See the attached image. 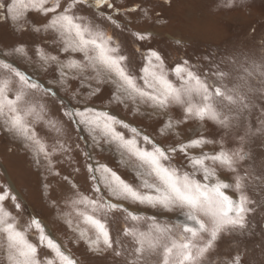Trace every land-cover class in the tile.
Here are the masks:
<instances>
[{
	"label": "rangeland",
	"instance_id": "rangeland-1",
	"mask_svg": "<svg viewBox=\"0 0 264 264\" xmlns=\"http://www.w3.org/2000/svg\"><path fill=\"white\" fill-rule=\"evenodd\" d=\"M12 2L7 0V4ZM70 2L60 0L62 7L56 13L43 12L40 0H15L13 13L0 10V61L26 71L57 92L56 97H49L43 90L31 91L30 103L20 102L18 114L27 124V136L5 123V117L12 115L7 107L0 115V194L7 197L3 208L15 218L28 241L36 245L38 264L67 262L46 242L40 243L33 219L41 223L44 234L55 241L60 253L75 264H132L135 256L129 253L133 238L125 236V229H151L154 233L155 223L179 237L184 224L194 226L183 215L187 209L153 208L131 198L113 196L104 182L105 178L110 179V173L103 168L95 172L93 180L89 165L93 169H110L142 195H155L154 190L142 186V181L159 183L146 164L106 136L103 122L92 127L75 122L69 125L61 102L108 112L129 125L125 129L117 123L116 131L126 139L135 138L140 147L151 150V145L143 140L148 136L166 150L177 149L169 152L172 164L181 175L187 172L202 183L203 173L193 168L190 158L207 156L205 166L215 173L211 182L220 179L230 184L227 194L233 199L245 195L250 201L246 207L251 211L247 213L245 228L222 231L200 264H237V257L239 264H264V0H111V8L96 7L94 0H88L69 13L112 34L111 46L119 45L120 53L128 57L137 84L145 92L151 89L144 84L142 68L150 51L161 55L164 70L177 87L182 82L173 68L188 61L189 69L212 86L213 103H223L220 120L224 124L208 115L200 118L195 114L196 108L204 106L202 96L195 92L192 114L187 112V102L160 107L139 93L125 94L114 73L99 66L93 69L83 60L82 53H65L63 48L74 37L62 35L48 25ZM44 7H54L52 0H45ZM14 14L19 19L13 20ZM109 16L115 25L106 19ZM137 34H143L145 39L138 40ZM53 56L57 59L52 60ZM73 61L77 62L75 66ZM152 63L158 62L153 58ZM221 70L224 78L218 74ZM241 76L245 80L242 102L215 97V87L239 86ZM5 87L6 95L12 99L20 90L18 78L0 67V88ZM96 88L100 91L91 95ZM182 98L187 99L183 94ZM29 108L34 110L30 115L26 114ZM82 118L95 119L88 113ZM132 128L137 132L133 133ZM181 145H187L184 151L179 150ZM236 152L245 159H236ZM222 153L233 156L231 167L211 158ZM238 177L243 185L239 191L235 188ZM97 186L99 193L95 192ZM100 196L105 201L121 203L127 212L113 210L105 214L81 202L85 197L96 200ZM128 213L139 218L132 220ZM86 215L105 222L113 239L123 241L129 251L116 256L103 244L101 250L93 249L80 235L82 231L89 238L96 235L95 228L86 222ZM153 217L155 220L150 219ZM200 219L209 224L203 214ZM208 239L210 235L203 233L193 243L203 246ZM116 247L114 243L113 249ZM149 259L151 264H163L160 256ZM0 264H8L4 233H0Z\"/></svg>",
	"mask_w": 264,
	"mask_h": 264
},
{
	"label": "snow or ice",
	"instance_id": "snow-or-ice-1",
	"mask_svg": "<svg viewBox=\"0 0 264 264\" xmlns=\"http://www.w3.org/2000/svg\"><path fill=\"white\" fill-rule=\"evenodd\" d=\"M54 7H44L45 0H40V9L45 13H56V10L61 8L60 0H52ZM88 0H71L64 10L53 16L48 27L56 30L62 35L74 37L68 41L63 48L65 53H82L83 60L87 65L93 69L103 67L114 73L118 80L121 82L118 86L125 94L131 95L132 93H139L147 100L155 102L160 107H165L169 103L182 104L187 102L190 106L187 112L192 114L194 107L192 105L193 92L202 96L204 106L195 109V114L200 118L205 115L211 119L224 124V120H220V114L223 111V103H213V92L210 91L212 87L206 80L188 67V61L175 64L173 72L175 76L182 82L180 87H177L168 73L164 70V61L157 51H150L147 59V64L142 68L143 81L147 88L151 89L149 92L143 91L137 84V76L133 74L129 63L128 57L120 53L119 45L116 47L111 46L113 40L112 34H108L101 29L95 28V25L85 23L80 16L76 14H69L73 9H76L78 4H86ZM94 5L99 7L107 5L112 7L111 0H94ZM35 6V4H34ZM15 9V0L11 4L0 3V10H6L8 13H13ZM118 11V10H117ZM7 18V17H5ZM13 20L19 19L18 14L11 17ZM115 25L112 17L106 18ZM138 40H144L143 34H137ZM21 49H17L20 51ZM153 58L158 62L152 63ZM56 60L57 57H51ZM77 62L73 61L72 66ZM0 67L9 70L18 78L20 90L12 99L6 95L7 88H0V115L4 114V108L7 107L11 116L5 117V123L10 125L12 129L22 132L25 136L28 133L27 124L22 122V117L18 114L20 111V102L30 103L29 94L31 91L43 90L49 97H56L57 92L51 86H45L39 80L19 69L15 68L13 64L0 61ZM264 70V66H262ZM224 78V72L221 70L218 73ZM248 74L244 70V75ZM103 81H101L102 83ZM245 85L244 77L239 79V86L234 85L231 89L222 88L221 86L215 87V97L223 98V101L237 103L242 102L244 97L242 94V87ZM28 91H25V90ZM100 91L96 88L91 95H95ZM186 97V101L182 98ZM62 100V98H61ZM44 106L41 105V108ZM61 107L65 109L63 116L67 118V122L71 125L73 122L80 125L99 126L103 122V130L106 136L110 137L111 141H115L120 147L129 150L133 155L139 158L150 169V174L154 175L158 184H148L147 181H142V186L154 190L153 194H141L137 188L125 182L117 173L112 172L104 166L93 169L91 165L88 166L89 171L92 173V179L96 180L95 172L100 171V168L107 173H110V179L105 178L104 182L108 191L121 200L133 199L139 201L141 204H148L153 208L160 206L164 209L172 210L175 208L187 209L183 215L188 221L194 222L193 225L184 224L183 234L179 237L174 236L171 229L161 227L159 224H153L155 232L150 229L147 232L139 230L125 229L124 234L126 237L133 238V247L129 254L135 256L132 264H151L150 257L153 255L160 256L163 264H200L201 258L213 246V242L217 240L218 235L227 229L240 228L246 226V216L250 209L246 204L250 203L245 195H240L238 199H233L227 194V190L231 187L230 184L216 179L212 183L215 175L213 170L205 166L204 157H192L190 163L196 171H202L203 180L196 179L194 175L185 172L180 174L177 167L172 164L169 152L175 153L177 149L172 148L166 150L159 145L154 144L148 136H144L143 140L146 144L151 145V150L147 147H140L135 138L126 139L122 132L116 131L114 125L119 123L123 128L127 129L129 125L108 112L97 111L93 107L85 106L81 109L79 106H70L61 102ZM33 109L29 108L26 114L33 113ZM85 113L95 117V119H83ZM81 118V119H78ZM132 132H137L136 128H132ZM35 135V133H34ZM31 139L32 137H28ZM199 143V141H193ZM187 145H181L180 151H184ZM87 155V154H86ZM236 159L244 160L245 156L240 152H236ZM213 160L222 161L230 167L234 164L233 156L222 153L218 156L211 157ZM243 187L240 178L238 177L235 182L237 191ZM95 192L99 193L100 189L97 186ZM5 194H0V233L6 234L7 238V259L8 264H38L37 247L35 244L28 241L24 231L17 227L15 218L11 213L6 212L3 208V201L6 199ZM14 200L15 197L13 196ZM82 203L90 204L94 211L100 210L107 214L110 211H124L121 203H112L110 200L105 201L103 196L99 199L92 200L87 197L83 198ZM19 208V205H16ZM200 214L208 217L209 224L206 225L204 220L200 219ZM132 220H137L139 217L135 214L128 213ZM155 220V218H150ZM86 222L90 223L96 230L95 238H89L86 232H81L80 235L87 243L95 250H101V244L104 248L112 249L116 256H121L124 252L129 251L123 247V241L113 239L110 234L109 228L105 222L96 219L93 215L85 216ZM32 223L39 231L40 243L46 245L49 249H55L56 253L61 255V258L67 264H75L69 257L60 253L59 246L53 239L44 234L43 227L38 220L33 219ZM203 233H208L210 239L206 244L200 246L193 243V240L200 237ZM188 234V235H184ZM117 247L113 249V244ZM237 264L239 258L237 257Z\"/></svg>",
	"mask_w": 264,
	"mask_h": 264
},
{
	"label": "water",
	"instance_id": "water-1",
	"mask_svg": "<svg viewBox=\"0 0 264 264\" xmlns=\"http://www.w3.org/2000/svg\"><path fill=\"white\" fill-rule=\"evenodd\" d=\"M23 72H26V71H24V70H22ZM27 73V72H26ZM29 74V73H28ZM33 79H35V78H33ZM240 264H242V263H240Z\"/></svg>",
	"mask_w": 264,
	"mask_h": 264
},
{
	"label": "bare ground",
	"instance_id": "bare-ground-1",
	"mask_svg": "<svg viewBox=\"0 0 264 264\" xmlns=\"http://www.w3.org/2000/svg\"><path fill=\"white\" fill-rule=\"evenodd\" d=\"M63 247V246H62Z\"/></svg>",
	"mask_w": 264,
	"mask_h": 264
}]
</instances>
